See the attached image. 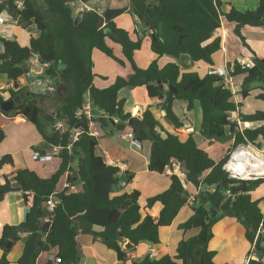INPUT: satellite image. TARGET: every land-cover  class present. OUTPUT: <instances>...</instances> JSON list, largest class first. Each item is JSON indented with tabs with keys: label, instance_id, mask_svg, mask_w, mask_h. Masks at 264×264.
I'll list each match as a JSON object with an SVG mask.
<instances>
[{
	"label": "trees",
	"instance_id": "1",
	"mask_svg": "<svg viewBox=\"0 0 264 264\" xmlns=\"http://www.w3.org/2000/svg\"><path fill=\"white\" fill-rule=\"evenodd\" d=\"M74 1L86 4L95 0H23L21 11L15 8L14 0H0V14L7 12L20 27L36 34H30L27 46H21L16 39H2L0 75L13 87L8 89L7 99L0 96V116L25 119L48 146L61 150L57 157L59 166L50 177L41 178L24 169L14 174V185L7 178L0 183V200L18 191L27 209L24 221L18 226L3 224L0 227V250L3 251L0 264H36L41 253L53 250H56L54 258L60 259L59 264H77L78 233L98 239L115 254L120 264H125L128 252L135 251L140 243L161 244L160 230L169 227L187 205L186 187L189 185L198 194L192 215L178 230L185 233L195 229L199 230L198 234L179 241L174 257L150 259L145 255L131 259V264H216L215 253L208 250V244L213 237L212 227L223 217L236 219L245 230L246 240L254 245L258 260L250 259L247 264H264V233L256 236L260 225L264 230V214L259 208L262 198L252 196L254 191L264 187V179L233 180L222 170L237 148L264 142V111L238 113L242 104L235 102V96L217 75L182 72L174 63L160 67L157 60L141 69L134 61V53L141 49L146 35L157 59L185 55L193 63L214 66V56L222 49V38L213 34L221 28V19L235 25L234 34L247 47L243 28L264 27V0H256L255 11L240 12L231 8L226 14L221 12L219 0H128L130 9L105 7L102 14L84 12L77 21L78 14L69 8V3ZM126 13L143 24L145 35L139 37L136 30V39L132 40L128 31L117 27L116 19ZM107 42L120 47L122 58L115 56ZM94 50L122 67L129 66L132 72L129 78L117 77L111 86L96 88L93 85ZM34 55L40 62L47 63L48 68L42 76H33V81H54L62 92L30 93L17 100L27 92L26 88H18L17 81L29 76L24 67ZM232 64H229L228 74L233 80L241 77L240 97L245 100L257 90L255 100L264 103V58H256L248 69H242L237 61ZM159 81H165L172 90L160 88ZM254 85L258 87L252 88ZM138 87L145 88L148 99L164 97L157 107L176 130L182 128L183 123L174 113L173 103L184 102L186 111L190 112L193 102L198 101L202 142L196 143L193 134L181 141L178 135L167 132L150 107L140 118L126 112V100L120 93ZM88 95L92 102L88 101ZM50 100L53 103H49ZM87 102L100 112L93 117L99 132L121 133L129 128L141 146L150 143L149 172L163 175L171 166L186 164L184 175H167L169 188L149 197L143 211L138 204L139 191L117 194L122 190L117 169L105 165L104 157L96 154L98 140L87 134V121L75 117V112ZM235 113L243 122L255 127L239 132L236 123L230 120ZM58 121L64 124V132L54 129ZM77 125L83 133L68 151L71 131ZM4 139L5 133L0 130V144ZM11 164L10 155L2 157L0 170ZM75 164L79 184L75 185L72 175L68 174L67 182L72 186L56 194L60 204L47 212L43 204L64 175L74 172ZM124 178L127 186L133 183L134 175L128 173ZM204 183H216L217 187L200 192ZM156 205H160V210L153 216L150 212ZM212 209L217 212L214 218ZM46 217L49 221L44 223ZM94 227L101 231L94 232ZM22 234L28 236L22 254L15 263H10L7 255ZM122 242L126 243L124 249ZM54 262L50 260L46 264Z\"/></svg>",
	"mask_w": 264,
	"mask_h": 264
},
{
	"label": "crops",
	"instance_id": "2",
	"mask_svg": "<svg viewBox=\"0 0 264 264\" xmlns=\"http://www.w3.org/2000/svg\"><path fill=\"white\" fill-rule=\"evenodd\" d=\"M128 0H101L97 3L98 7L102 9L105 8V5L108 3L111 7L110 9H118L127 7L126 3ZM239 3V0H234ZM75 2V1H74ZM248 7H237L233 4L231 8H234L237 11H255L257 8L256 0H245ZM96 5V4H95ZM222 11L223 14H226L230 11ZM129 9V7L127 8ZM243 11V12H244ZM1 18H11L8 24L0 25V53L3 51L2 39L10 38L16 39L21 46H27L29 44L30 34L35 36V32H28L20 27L16 20H14L7 12L0 14ZM123 19V20H122ZM117 27L122 28L129 32L132 40L136 39L134 31L142 32L143 35L145 29H136L134 18L130 14L126 13L123 16L119 17L115 21ZM132 25V27H130ZM235 25L227 22L224 18L221 19V28L216 32V35L213 36L222 38V49L219 53L214 56V66L206 65L202 62L193 63L189 57L182 55L178 58L174 57H162L157 59L150 49V41L145 35L142 39V47L144 44H147L145 53V59L143 60L142 56H138V53L142 50V47L139 51L134 53V61L136 65L141 69H146L153 61L157 60L158 65L163 67L167 63L176 64L182 72H197L200 76H204L208 73L211 68H220L223 65L227 66L229 64L232 66L233 62H250L253 64L256 58H264V27H245L243 28V36L246 39L248 51L250 55L246 52L241 41L234 34ZM114 50V54L118 58H122L120 47L107 42ZM145 47V46H144ZM105 56V55H104ZM106 57V56H105ZM108 58V57H107ZM110 59V58H108ZM97 54L96 50L92 52V62L94 63L93 72L95 75H100L101 79H94L93 85L98 89H105L111 86L114 83L117 77L128 79L131 75V69L129 66L122 67ZM99 60L100 62H97ZM111 60V59H110ZM98 64V66L96 65ZM33 75L29 72V76L20 78L17 81L18 88H26V94H22L24 97H28V93L34 94H43L42 89L47 88L50 82H41L33 81ZM111 79L113 82L111 83ZM233 81L238 86L241 81V77H236ZM111 83V84H110ZM13 85L11 82H7L6 78L0 75V96L3 99L8 98V89L12 88ZM139 88V87H138ZM138 88L131 90H124L120 93V97L126 100L125 111L131 113L134 117L140 118L143 111L150 107L151 111L154 113L155 117L159 120L161 126L169 133L178 135L181 141H185L189 134H193V138L196 143L202 142L201 135L198 134L199 127L201 128V118H196L197 113L192 116L189 115V112L186 111V104L179 105V114L176 112V106L179 101L173 103V111L176 116L183 123L182 128L176 130L173 126L168 124L164 119V112L160 111L157 107L160 103L157 99H148L146 95V90L144 87V92H138ZM164 88H167V85H164ZM237 91V92H238ZM143 99H140L137 95H142ZM239 97V99H238ZM255 95L253 97H248L243 100L239 92L235 95V102L241 103L242 106L238 109V113L241 114H252L257 108H260L264 111V103L258 104L256 107L246 111L247 102L250 99L255 100ZM256 103V100L254 101ZM52 103V102H51ZM200 106V105H199ZM260 106V107H259ZM248 109V108H247ZM201 113V110H200ZM238 113H235L238 115ZM234 114V115H235ZM201 115V114H200ZM200 120V123H199ZM199 124V125H198ZM252 128L255 127L251 125ZM0 130L5 133V139L0 144V160L6 155H10L12 158L11 165H4L0 170V183H4V178H7L13 185V176L16 172L29 169L35 172L41 178L50 177L53 172L59 166L58 156L52 157L49 161L40 162L35 161L31 156V151H38L42 155L50 154L52 148L48 146L42 137L39 135L36 128L27 122L21 117H5L4 115L0 116ZM130 132L129 128H126L123 133ZM108 134V136H107ZM120 134V133H119ZM118 139L114 138L113 132H100V137L98 139V147L96 148V154L99 156H109L111 159H121L124 160L127 164L128 171L126 174L134 175L133 183L131 186H126L124 177L122 180L125 182V186L122 187V190L117 194L123 192H130L132 190H137L140 193V198L138 204L141 211L144 210L146 200L149 197L155 196L166 191L169 188L170 182L167 178V175L171 173L181 176L184 175L180 172L179 165L171 166L166 174H163L167 179L166 182L160 186L159 183L151 176L156 173H151L147 169L148 160H149V150L150 143H142L140 148H137L129 143V141L124 140L119 136ZM263 142V141H261ZM159 175V174H158ZM141 177V178H140ZM63 179L65 182L63 186H58L55 189V193H61L65 190V183L67 182V174L64 175ZM149 179L152 181L149 182ZM148 180V181H147ZM60 183V182H59ZM127 188L130 191H127ZM67 189V188H66ZM69 189V188H68ZM186 191L189 194V199L187 205L181 209L177 217L174 219L172 224L167 228H162L160 230V245H152L149 243H140L139 246L133 252H128L127 262L125 264H131L130 260L134 258H142L145 255L153 253L155 256L153 259L161 258L165 255L170 257L175 256V249L181 240L189 239L198 234L199 230H190L187 232H181L178 230V226L188 220L192 215V208L194 206V198L197 196L198 191L195 190L192 186H187ZM253 199L262 198L259 204L261 212L264 214V187L254 191L252 193ZM160 210V205H156L152 208L151 214L157 216ZM27 209L23 203L22 195L20 192H10L2 200H0V227L3 224H10L13 226H18L25 219ZM49 220L48 217L43 219V222L46 223ZM94 232H99L101 229L94 227ZM1 233V228H0ZM163 233V236H162ZM213 237L208 244V250L215 253L214 262L216 264H247L250 259L257 260L258 254L254 250V245L250 244L245 238L244 228L237 222L236 219L231 217H223L212 227ZM21 240L18 241L10 250L7 255V259L10 263H15L21 256L24 243L27 239L26 234L20 235ZM76 242L78 245V256L77 264H120L115 254L107 249V247L101 243L98 239H94L91 235L78 233L76 236ZM125 242L121 243L122 249L125 247ZM56 250H53L48 253H41L36 261V264H46L48 261L55 260L54 254ZM3 251L0 250V257L2 256ZM55 263V262H54Z\"/></svg>",
	"mask_w": 264,
	"mask_h": 264
},
{
	"label": "built area",
	"instance_id": "3",
	"mask_svg": "<svg viewBox=\"0 0 264 264\" xmlns=\"http://www.w3.org/2000/svg\"><path fill=\"white\" fill-rule=\"evenodd\" d=\"M81 3V2H80ZM73 4V2L71 3V5ZM14 5L15 8L18 11H21L24 9V2L23 0H14ZM84 12H89V13H96L98 15L102 14L103 9L101 7L95 6L94 4H92V2L83 4L81 3L80 7L76 10V12L74 13L75 15L77 13H84ZM11 18H1L0 17V25L3 24H8L10 22ZM214 35H216V32H214ZM138 36L142 37L143 33L142 32H138ZM239 63V62H238ZM240 67L242 69H248L252 66V63L250 62H244L241 61L239 63ZM26 66L28 67L29 72L34 76V77H39L42 76L44 71L48 68V64L47 63H42L39 61L38 57L36 55L32 56L28 61ZM207 75H217L219 77L222 78L224 84H226L229 89L231 90L232 94L235 96L237 94L238 91V86L234 83L233 78L229 76L228 74V70H227V66L223 65L220 68H211ZM75 117L79 120L80 118H84L87 121V134L90 137H93L95 139H99L100 137V132L95 124V122L93 121V117L94 114L92 113V110L90 108V103L87 102L85 103L80 109H78L75 112ZM230 120L232 122L236 123L237 129L239 132H242L244 129H249L252 128V124L249 122H243L237 114H235V116L233 117V115H231ZM115 123H117V119L114 120ZM54 129L56 131H60V132H64L65 131V126L62 122L58 121L55 125H54ZM83 133V130L78 127V128H74L71 131V135H70V144L67 146V150L70 151L71 149V145L73 143H75L79 136ZM120 136L122 139L129 141V143L137 148L141 147V144L134 138L132 132H127V133H120ZM52 148V152L50 154H44L42 155L40 152L38 151H31V156L35 161H40V162H46L49 161L52 157L54 156H58L60 154V148H55V147H51ZM238 149V148H237ZM236 151L230 156V158L227 160V162L222 166V170L227 174L229 179H233V180H244L239 173H236L233 171L232 168L229 167V164L231 161H235V156L238 155L239 153ZM247 158H251L248 154L243 153ZM104 163L107 166L113 167L117 169V173L116 176L119 177L121 179L120 182V186L124 187L125 186V182L122 180V177L125 176V174L128 171V167L127 164L124 160L121 159H111L109 156H104ZM74 173V172H73ZM73 173H69V171L66 173L67 175H73ZM65 189L66 188H70L72 185L68 182L65 183ZM58 193H53L49 199L45 202V208L47 209V212H52L54 210V208L56 206H58L60 204V200L57 199L55 196ZM49 218V217H48ZM49 221V220H48ZM47 221V222H48ZM264 233V230L262 228V225L259 226L258 231L256 233V236L261 235ZM150 259L154 258V254L150 253L149 255ZM258 260V259H257ZM262 261L264 262V258H262ZM60 263V259L56 258L55 259V264H59Z\"/></svg>",
	"mask_w": 264,
	"mask_h": 264
},
{
	"label": "rangeland",
	"instance_id": "4",
	"mask_svg": "<svg viewBox=\"0 0 264 264\" xmlns=\"http://www.w3.org/2000/svg\"><path fill=\"white\" fill-rule=\"evenodd\" d=\"M220 1V9H221V12L222 11H228V9L229 8H231V7H233L232 5L233 4H235V5H237V7H244L243 9H246L247 7H248V5H247V3L245 2V0H239V3H237V2H235L234 0H219ZM128 2V1H127ZM71 3L72 2H70L69 4L71 5ZM126 6L127 7H124V8H128L129 7V9L131 8L130 7V5H129V3H126ZM105 7L106 8H109V7H111L110 6V4H106L105 5ZM243 9H241L242 11H240V12H243L244 10ZM248 11V10H247ZM245 12V11H244ZM223 13V12H222ZM123 20V19H122ZM134 22L136 23V25H135V28L136 29H144V26H143V24L139 21V20H137L136 18H134ZM130 27H132V25H130ZM145 46V47H144ZM147 46V44H144L143 45V47H142V50L140 51V53H138V56L140 55V56H142V58H143V60L145 59V55H146V53H145V51H146V49H148V47H146ZM241 48L242 49H245L246 50V52L250 55V51H248V49L247 48H245V47H242L241 46ZM97 52V54H100L101 56H103L104 58H106V59H108L107 57H105L102 53H100V52H98V51H96ZM148 52H149V49H148ZM109 61H110V63L111 62H113L112 60H110V59H108ZM97 62H100L99 60H96ZM112 64V63H111ZM96 65L98 66V64L96 63ZM113 65V64H112ZM94 63H93V68H94ZM94 73V72H93ZM101 79V76L100 75H95L94 74V79ZM35 81H38V83H41L42 81H40V80H35ZM45 82H50L49 83V86H47V88H49V90H47L46 88H43L42 89V92H43V94L44 93H46V92H51L52 94L53 93H57L58 91L59 92H62V90H61V88H60V85L59 84H57L56 82H54V81H45ZM113 82V79H111V83ZM110 83V84H111ZM113 84V83H112ZM111 84V85H112ZM257 88L258 87V85H254V86H252V88ZM137 90H139L138 92H144V89L142 88V87H139ZM239 92V91H238ZM237 92V93H238ZM257 90H254L252 93H251V95L249 96V97H253V95H256L257 94ZM140 99H143V93H142V95H137ZM59 97V96H58ZM238 99H239V97H238ZM255 100L254 99H250L248 102H247V106H246V111H249V109L250 108H252L253 109V107H256L258 104H260V103H262V102H259V101H257V102H259V103H256V102H254ZM49 103H53V100H50V101H48ZM178 105L176 106V112L179 114L180 112H179V105L180 104H185L184 102H182V101H179L178 103H177ZM260 107V106H259ZM248 108V109H247ZM257 110H260V111H263V110H261L260 108H257ZM256 110V111H257ZM191 113H193L192 114V116H194V114L195 113H197V117L195 116V121H196V118L198 119L199 118V116H200V118H201V113H200V106H199V103H198V101H194L193 102V108H192V110L189 112V115L191 116ZM235 115H233V117H234ZM199 123H200V120H199ZM199 125V124H198ZM199 129V132H198V134L200 135V127L198 128ZM118 134L119 133H117V132H113V136H114V138H116V139H118ZM107 136H108V134H107ZM119 136H120V134H119ZM248 147H251V148H255V149H257L258 150V156H259V158H255V159H260L261 161V163L260 164H263V166H264V142H261V141H258L256 144H255V146H252V145H248ZM241 155H244V154H241ZM246 157V156H245ZM247 158V157H246ZM254 159V160H255ZM249 160H252V161H254L253 160V158L251 157V158H249ZM155 180H156V182L157 183H159V185L161 186L162 184H163V182H166V178H165V176H163V175H158V174H153V175H151ZM141 178V177H140ZM243 178V177H242ZM258 178H263L264 179V177H257V176H251V177H248V178H243L244 180H256V179H258ZM124 180H126L125 178H124ZM148 181V180H147ZM150 181H152V179H149V182ZM65 182V180L62 178L61 180H60V183H59V185L58 186H63V183ZM126 182V181H125ZM132 184H128L127 186H131ZM127 191H130V189L129 188H127ZM216 215H217V213H216ZM162 236H163V233H162Z\"/></svg>",
	"mask_w": 264,
	"mask_h": 264
},
{
	"label": "water",
	"instance_id": "5",
	"mask_svg": "<svg viewBox=\"0 0 264 264\" xmlns=\"http://www.w3.org/2000/svg\"><path fill=\"white\" fill-rule=\"evenodd\" d=\"M100 1H101V0H95V1L92 2V4L95 5V4L99 3ZM80 5H81V3H80L79 1H75V2H73L72 5L69 4V8L71 9V11H72L73 13H75L76 10L80 7ZM77 14H78V16H77V18H76V21H77V20L79 19V17H80V13H77ZM24 69H25V73L27 74V73L29 72L28 67L25 66ZM158 84H159V87H160V88H163L164 85H167V83H166L165 81H164V82H160V81H159ZM167 88H168L169 90H172V88H171L169 85H167ZM173 92H175V91L173 90ZM27 95H29V93H28ZM23 97H24L23 95H20V97H18L17 100H20V99H22ZM157 100H158L159 102H162V101L164 100V97H163V96H160ZM88 101H89V102H92V98H91L90 95H88ZM90 108H91L92 113H93L94 115L98 116V115L100 114V112L96 109V106H95L94 104H91V105H90ZM78 127H80V125H77V126H76V128H78ZM237 152H238L239 154H243V153L248 154V155H249L250 157H252L253 159H255V158H259V156H258V153H259L258 150L255 149V148L248 147V146H242V147H239V148L237 149ZM179 168H180V172H181V173L185 174V173L187 172L186 164H185V163L180 164V165H179ZM73 169H74V173H73V175H72V177H73V181H74V184H75V185H78V184H79V180H80V176H79V174H78V172H77V171H78V165L75 164V165L73 166ZM224 185H225V184H224ZM231 185H233V184H231ZM216 187H217V184H216V183H213V184H211V185H208L207 183H204V184L201 185V187H200L199 190H200V192H203L205 188L214 189V188H216ZM43 206L45 207V203L43 204ZM211 212H212V218H214V217L216 216V213H217V212H216L214 209H212ZM40 241H41V237L38 236V243H40ZM78 256H80L79 253H78Z\"/></svg>",
	"mask_w": 264,
	"mask_h": 264
},
{
	"label": "bare ground",
	"instance_id": "6",
	"mask_svg": "<svg viewBox=\"0 0 264 264\" xmlns=\"http://www.w3.org/2000/svg\"><path fill=\"white\" fill-rule=\"evenodd\" d=\"M260 161V159L252 161L246 158L245 155L238 154L235 156V161L230 162L229 167L243 178L251 176L264 177V166L260 164Z\"/></svg>",
	"mask_w": 264,
	"mask_h": 264
}]
</instances>
